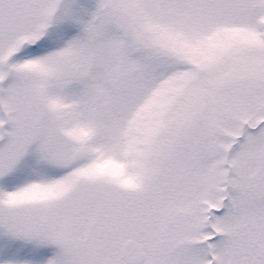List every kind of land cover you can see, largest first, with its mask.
Here are the masks:
<instances>
[{
	"label": "snow or ice",
	"instance_id": "1",
	"mask_svg": "<svg viewBox=\"0 0 264 264\" xmlns=\"http://www.w3.org/2000/svg\"><path fill=\"white\" fill-rule=\"evenodd\" d=\"M0 264H264V0H0Z\"/></svg>",
	"mask_w": 264,
	"mask_h": 264
}]
</instances>
